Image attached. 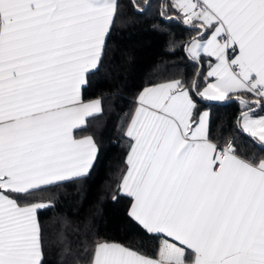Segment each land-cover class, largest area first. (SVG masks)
Masks as SVG:
<instances>
[{"label":"snow or ice","instance_id":"1","mask_svg":"<svg viewBox=\"0 0 264 264\" xmlns=\"http://www.w3.org/2000/svg\"><path fill=\"white\" fill-rule=\"evenodd\" d=\"M137 14L151 0H129ZM120 0H0V264H264V155L210 135L214 103L236 102V129L264 150V0H161L195 72L143 87L117 129L127 143L112 200L150 247L90 238L63 216L60 189L99 159L103 111L90 98ZM40 194H47L42 196ZM66 194V193H65Z\"/></svg>","mask_w":264,"mask_h":264},{"label":"trees","instance_id":"2","mask_svg":"<svg viewBox=\"0 0 264 264\" xmlns=\"http://www.w3.org/2000/svg\"><path fill=\"white\" fill-rule=\"evenodd\" d=\"M138 3L143 4L144 0ZM161 0H151L152 7L137 14L129 0H120V15L107 40V55L101 70L91 77L90 98H100L103 111L90 118L79 136L94 135L101 151L91 176L69 189H60L55 207L43 210L41 221L47 226L56 216L68 218L74 224H87L90 238L108 239L132 247H150L131 227L126 215L127 200L122 196L112 200L116 181L125 169L127 143L117 131L131 112L136 94L146 86L170 78L189 77L195 72L182 48L188 33L176 23L162 20L158 14ZM211 112L210 135L218 142L228 137L242 156L264 155V150L236 129L239 105L236 102L214 103ZM66 193V194H65ZM46 196L47 194H40ZM51 264L57 257L49 256Z\"/></svg>","mask_w":264,"mask_h":264},{"label":"crops","instance_id":"3","mask_svg":"<svg viewBox=\"0 0 264 264\" xmlns=\"http://www.w3.org/2000/svg\"><path fill=\"white\" fill-rule=\"evenodd\" d=\"M139 1H142V0H139ZM99 114V113H98ZM97 115V114H96ZM84 136V135H83Z\"/></svg>","mask_w":264,"mask_h":264}]
</instances>
